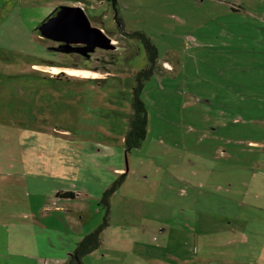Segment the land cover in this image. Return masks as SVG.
<instances>
[{"label":"rangeland","instance_id":"374dc122","mask_svg":"<svg viewBox=\"0 0 264 264\" xmlns=\"http://www.w3.org/2000/svg\"><path fill=\"white\" fill-rule=\"evenodd\" d=\"M66 7L110 46L44 35ZM134 33L159 69L141 93L145 138L126 152L147 64ZM117 181L102 244L82 264L258 262L241 232L248 241L264 221V0H0V264L64 263Z\"/></svg>","mask_w":264,"mask_h":264},{"label":"trees","instance_id":"16d2710c","mask_svg":"<svg viewBox=\"0 0 264 264\" xmlns=\"http://www.w3.org/2000/svg\"><path fill=\"white\" fill-rule=\"evenodd\" d=\"M116 20L117 23H119V20ZM132 36H137L141 40L147 56V64L135 74V84L131 92V101L129 105L130 111L127 129L124 136V146L126 152H130L131 150L139 148L145 138L147 110L144 102L141 99V93L145 82L151 78L157 69H159L158 54L155 45L149 40V38L141 33H134ZM117 185L118 181L110 185V187L102 194L101 201L106 204L107 209L101 224L82 237V239L68 253L63 264H82L84 256L95 251L101 246L102 233L108 226L109 199ZM55 197L74 200L78 197V195L74 194L73 192H57Z\"/></svg>","mask_w":264,"mask_h":264},{"label":"water","instance_id":"95a60500","mask_svg":"<svg viewBox=\"0 0 264 264\" xmlns=\"http://www.w3.org/2000/svg\"><path fill=\"white\" fill-rule=\"evenodd\" d=\"M48 20L52 23L45 27ZM44 35L51 39L67 42L68 44H87L89 48H108L109 39L99 28L87 22L84 13L79 7H66L57 12L53 19H47L42 24Z\"/></svg>","mask_w":264,"mask_h":264},{"label":"crops","instance_id":"0c3cea01","mask_svg":"<svg viewBox=\"0 0 264 264\" xmlns=\"http://www.w3.org/2000/svg\"><path fill=\"white\" fill-rule=\"evenodd\" d=\"M38 67H41V66H38ZM50 67H54V66H50ZM74 70L89 71V70H85V69H74ZM59 72L63 73V72H66V71L64 69V70H60ZM55 74H58V73H55ZM65 74H68V75H65L68 78L70 77L69 73L66 72ZM73 76L87 77L88 75L85 76V75H78L77 74V75H73ZM88 77H92V76H88ZM115 170H119V169H115ZM54 199L55 200H61L60 198L58 199L56 197ZM71 201H74V200H71ZM56 203L60 204L61 202L56 201ZM57 204H55V205H57ZM261 210L264 211V206L260 207V211ZM78 214L80 216V212H78ZM258 224L259 225H257L254 235H252L253 233L249 232V235H251L250 236L251 238L248 241H247L246 236L244 235V232H241V236H243L242 242L244 243V246L242 247V252L244 253V257L247 260H253L254 259V261H258V262L254 263V264H264V221L263 222H259ZM238 230H240V229H238ZM229 245H235L236 247L238 246V245H236L235 243H232V242ZM63 249L64 250H63V252L61 254V258H66L67 256L65 257L64 255H65V253H69V248L67 247V249L66 248H63ZM230 259L235 260L237 258L236 257L235 258L232 257ZM58 264H63V263H58Z\"/></svg>","mask_w":264,"mask_h":264},{"label":"bare ground","instance_id":"6f19581e","mask_svg":"<svg viewBox=\"0 0 264 264\" xmlns=\"http://www.w3.org/2000/svg\"><path fill=\"white\" fill-rule=\"evenodd\" d=\"M36 69H41L42 71H46V72H49V71H51L53 74H55V73H58L59 71H57L58 70V68H48V67H36ZM57 71V72H56ZM65 71L67 72V73H69L70 75H77V74H79V75H82L83 73H90V71H83V70H74V69H65ZM94 73V72H93ZM86 76V75H85Z\"/></svg>","mask_w":264,"mask_h":264},{"label":"flooded vegetation","instance_id":"af4514ba","mask_svg":"<svg viewBox=\"0 0 264 264\" xmlns=\"http://www.w3.org/2000/svg\"><path fill=\"white\" fill-rule=\"evenodd\" d=\"M47 73H49V72H47ZM60 74H61V73H60ZM60 74H59V75H60Z\"/></svg>","mask_w":264,"mask_h":264}]
</instances>
